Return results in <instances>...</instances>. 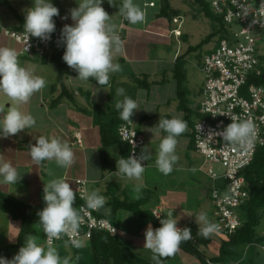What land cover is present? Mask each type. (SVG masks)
Here are the masks:
<instances>
[{"label": "crops", "instance_id": "0c3cea01", "mask_svg": "<svg viewBox=\"0 0 264 264\" xmlns=\"http://www.w3.org/2000/svg\"><path fill=\"white\" fill-rule=\"evenodd\" d=\"M2 1L4 3H0V6H6L15 19L9 20L5 18L0 20V47L14 48L18 53L21 50L20 45L2 34L1 28L19 29L24 24V12L26 10L17 12L7 0ZM22 1L32 6L33 0ZM171 1L169 0L170 8L178 10L180 13L179 9L172 6ZM52 2L59 9V16L53 19L56 27L61 31L65 24L73 23L70 18L61 19V17L68 15L69 10L76 7L79 0H52ZM123 2L124 0H111L110 5L108 0H104L102 4V7L110 16L107 23L111 26L112 32L119 36L121 41L120 51H113V62L121 65V71L110 73L108 86H98L88 80H82L72 72H69L64 75L62 85L72 99L70 100L68 95L60 98L63 89L57 82L58 68L53 60L57 52L63 48L62 45H58L47 57L39 58L37 56L18 55V61L22 67L27 68L34 75L42 77L46 82L45 87L34 93L26 103L17 104L0 93V112H6L8 107H18L23 113L31 114L35 120V124L32 127L26 128L16 135L0 137V154L13 164L18 173V182L16 184H8L3 180V177H0V192L25 206L44 207V184L52 179L62 178L71 185L75 192V205L81 202L77 194L76 181L83 180L85 181L87 195L92 191H96L105 197L106 207L104 208V214H114L113 224L117 228L115 234L117 237H119L118 233L123 218L125 223L127 219L129 221L128 224H131L129 229L139 224H143L146 227L149 225V221L146 218L136 217L132 212L126 210H112L114 208L112 206L113 201L116 200L119 203L123 201H149L151 200V191L144 188V178L141 180L142 183L138 184L139 180H132V184V181L128 178L113 174L116 170V160L122 157V149L125 146L123 143L114 144L106 148L108 165L106 168L102 167L100 131L99 126L95 125L93 121L94 105L100 107L101 116L107 120L114 115L120 118L119 112L115 108V103L123 97L117 95L118 88L125 89V95L136 100L138 107L130 119L132 120L133 117L138 118L140 125L136 126V129L142 137L143 135L146 137L143 148L147 146L151 159L145 161V168L149 164L155 167L158 144L167 133L156 127L154 134L151 132L146 134L148 129L146 123L154 120V125L156 126L160 118H172L168 113L160 112L164 104L156 97L157 94L160 97L161 94L168 93L163 89V86L166 85L170 86L167 91L171 90L173 92V99L171 98V100L176 103L177 110L182 114L179 118L185 120V113L178 107L179 99L173 69L176 59L182 57V68L186 80L184 64L186 55L189 54L183 52L179 43V40L187 38L180 29V15L170 18L160 14L161 0H134V3L145 12L144 21L135 25L129 23L123 17L121 12ZM9 7L16 13H12ZM174 18H178L176 23L173 22ZM176 28L181 32L180 36L172 33V30ZM216 44L207 50L204 55L209 53ZM138 82L146 83L148 87L140 86ZM153 87L159 88L154 99H152ZM201 87L202 85L198 89L199 102ZM141 90L144 93H140ZM182 90L185 94L184 98L186 99V106L190 115L186 121V131L176 138L181 139L182 142L181 146L176 145V154L179 159L174 164L173 169L177 171V175L170 176L174 178L169 181L170 183L174 181L175 184L163 193L155 187V191H153V194H155L153 206L150 209H142L141 205L140 210L149 213L155 210L163 219L168 216L165 215V212H171L173 215L171 217L174 219L183 215L187 218L184 220L181 218L182 222H177L178 227L182 228L186 224L193 223L201 228L202 225L195 222L196 217L201 212L206 213L205 204L208 201L212 206L213 216L214 207L210 198V191L215 184L218 185L219 183L214 182L207 175L205 169L209 165L193 146V123L197 117L201 116L199 113V102L192 105L190 92L188 93V90H185L183 85ZM57 99L59 100L55 103ZM166 100H168L166 103L169 104L170 99L166 98ZM147 104L150 105L152 110L145 113L144 108ZM192 115L195 116L194 121L191 120ZM77 133L79 134V145L75 142V134ZM38 136L59 137L62 141L67 142L74 153L73 163L67 167L59 166L54 160H46L35 164L30 158L28 147L29 144L35 143L34 138ZM158 178L163 179V176ZM182 182L184 185L180 187ZM134 183H137L139 187L142 185L137 194V185ZM154 183L156 184V182ZM161 183H164V181L161 180ZM177 193H183L185 198L190 196L193 199V205L188 202V199L181 203L177 202ZM122 212H129L128 214H131L132 217L122 215ZM21 224L20 221L13 219L9 214L0 211V256L10 259L21 247L17 244ZM35 226H38V228L36 229ZM128 232L136 239L137 233L134 231ZM30 234L38 236L40 238L38 242L48 247L44 243V232L40 223L32 225ZM119 238L125 242L123 236ZM88 243V240H84L81 244L80 248L84 252L85 247L88 248ZM52 247L58 250L62 259L67 258L69 264H76L74 252L77 249H73L64 240L59 241Z\"/></svg>", "mask_w": 264, "mask_h": 264}, {"label": "clouds", "instance_id": "9594fccd", "mask_svg": "<svg viewBox=\"0 0 264 264\" xmlns=\"http://www.w3.org/2000/svg\"><path fill=\"white\" fill-rule=\"evenodd\" d=\"M104 0H79L77 6L69 10V14L61 19H71L72 24H65L60 31L58 45H62L63 62L82 80L94 78L99 84H107L110 73L121 71V65L113 62V51H120L119 36L112 32L107 23L109 14L104 10ZM111 5V0H108ZM121 12L125 19L135 25L144 21L145 12L134 0H124ZM59 16V9L52 0H33L32 6L24 12L23 29L28 37L39 38L43 42L51 41L56 31L54 17ZM30 45L25 49L28 51ZM45 80L34 75L18 61L14 48L0 47V93L17 104L26 103L30 97L45 87ZM117 95L123 97L115 103L119 117L130 121L138 105L136 100L125 95V89L118 88ZM35 120L31 114L23 113L18 107H8L6 112H0V137L16 135L18 132L32 127ZM167 133L157 148L155 166L163 174L173 171V166L179 159L176 154L177 137L187 129V122L180 118H160L155 126ZM253 133L251 121H232L222 131H212L208 135L220 136L226 142L244 144L250 140ZM34 144H29V155L35 164L54 160L59 166H70L74 161V153L67 142L59 137L38 136ZM151 159L147 146L139 155L134 152L128 157L116 160L114 175L140 180L145 171V161ZM0 177L8 184L18 182V173L13 164L0 154ZM139 186H137V191ZM75 192L71 185L62 178L50 180L43 187L44 207L37 216L44 234L49 238H59L62 234L75 237L81 220L79 210L74 208ZM87 209L98 210L105 205V197L92 191L86 196ZM196 222L202 225L201 234L207 237L218 230V225L210 222L206 213L201 212ZM160 227L153 229L149 224L144 233V246L153 253L155 264H160L161 257L175 253L182 241L191 238L192 229L180 228L177 220L171 217V212L159 220ZM113 232L115 229L113 228ZM39 237L29 234L22 246L10 259L0 256V264H69L67 258L62 259L55 247H45L40 244ZM71 246L80 248L79 239H71Z\"/></svg>", "mask_w": 264, "mask_h": 264}, {"label": "built area", "instance_id": "2783aa9c", "mask_svg": "<svg viewBox=\"0 0 264 264\" xmlns=\"http://www.w3.org/2000/svg\"><path fill=\"white\" fill-rule=\"evenodd\" d=\"M2 1V0H0ZM213 14L225 25L227 33L218 38L216 46L202 57L201 71L204 76L200 91L199 113L193 123L192 141L194 149L209 165L207 175L215 184L210 191L213 204L212 223L218 225L216 232L230 235L241 226L239 208L248 199V192L242 171L250 165L256 149L264 144V85L248 84L251 76H258L264 70V0H207ZM123 15V14H122ZM124 17V15H123ZM174 18L173 22H177ZM179 26V25H178ZM1 33L20 45L17 54L47 57L58 46L60 31L51 36V41L28 37L21 26L19 29L1 28ZM172 33L180 36L178 28ZM30 45L28 51L25 49ZM251 121L253 133L244 144L226 142L220 136L208 134L220 132L232 121ZM118 139L128 147V156L140 154L144 139L132 121L121 122L116 128ZM79 145V134H75ZM217 165L220 172L211 166ZM77 194L80 199L78 210L81 220L75 237L62 234L49 238L44 234V243L53 246L64 240H90L94 232L115 235L117 228L107 218L96 215L98 210L87 209L85 181L77 180ZM157 219H163L152 211ZM113 228L115 232H113ZM73 249H78L71 246Z\"/></svg>", "mask_w": 264, "mask_h": 264}, {"label": "trees", "instance_id": "16d2710c", "mask_svg": "<svg viewBox=\"0 0 264 264\" xmlns=\"http://www.w3.org/2000/svg\"><path fill=\"white\" fill-rule=\"evenodd\" d=\"M196 7V15L201 14L211 22V33L197 46L189 47L187 53L198 50L204 43H206L211 37L217 36L218 38L224 37L227 30L223 27L221 19L213 14L209 7L207 0H189ZM4 3V1H0ZM12 13H16L11 7H9ZM160 14L166 17L179 16L178 10H172L169 5V0H161V11ZM221 34V35H220ZM63 48H61L54 57V62L58 68V84L62 86V96H67L68 93L65 90L63 84V77L65 74L72 72L75 76L77 73L70 69L62 60ZM183 58L178 57L174 64V78L177 84V96L179 99V109L182 110L184 114L185 121L189 118V109L186 106V99L184 98V91L182 90V85L185 80V74L183 71ZM88 81L98 85V86H108L107 84H99L94 78H89ZM248 84L264 85V70L262 69L261 74L258 76H251L247 82ZM140 86L148 87L146 83H139ZM70 100L71 96L68 95ZM59 99L55 101L57 103ZM93 121L95 125L99 126L101 147H100V158L102 167L106 168L108 163L106 161V148L114 144H120L118 139L116 128L121 123L124 122L117 118V116H112L111 118L105 120L101 116L100 107L94 105L93 110ZM125 145V144H124ZM122 157H128V147L123 146ZM244 177L246 183V189L248 192V199L244 205H242L238 212L242 216L241 226L235 230L233 234L223 235L218 233L224 238L221 240L217 254L212 258H207L201 251L200 247H207L212 241V234L207 237L201 234L200 228L193 223L184 225V227H189L192 229L191 238L182 241L174 254L161 257L160 261L169 259L177 254L178 251H182L191 257L197 259L200 264H221L224 263L228 257L236 255V250L238 247L243 245L256 244L263 247L264 250V236L259 235L257 228L260 226L261 221L264 218V144L256 149L253 160L249 166H247L241 173ZM143 201L136 202H117L113 201L112 210L122 209L132 212L136 217L146 218L153 229L160 227L159 219L155 218L152 213L140 210V206ZM80 202L73 205L74 208H78ZM104 205L96 213L99 217L107 218L112 224L114 219V214L110 213L108 215L104 214ZM43 208V206L28 207L23 204L18 203L14 199L6 196L0 192V211L9 214L13 219L20 221L21 229L18 235L17 244L22 246L25 237L30 234L32 225L39 223L37 213ZM88 249L75 250L74 258L76 264H155V262H146L141 257L133 252L131 247L123 242L116 235L112 236L107 232H94L90 240H88ZM247 264H261L256 263L253 258L247 259Z\"/></svg>", "mask_w": 264, "mask_h": 264}, {"label": "rangeland", "instance_id": "374dc122", "mask_svg": "<svg viewBox=\"0 0 264 264\" xmlns=\"http://www.w3.org/2000/svg\"><path fill=\"white\" fill-rule=\"evenodd\" d=\"M7 2L17 11V12H23L24 10H27L28 8L31 7V5L27 2H24L22 0H7ZM172 6H174L175 8L180 10V19L179 21H181L180 24V29L181 31L187 36V38L185 40H179V43L182 47L183 52H186V50L189 47H194L199 45L210 33H211V22L205 18L203 15L198 14L196 15V7L189 1V0H172L171 1ZM9 19V20H14L15 18L13 17V15L9 12V10L7 9L6 6H0V20L1 19ZM223 27L225 28V25L222 23ZM221 35V34H220ZM218 37L214 36L211 37L206 43H204L196 52L193 53H189L188 55H186L185 58V64H184V70L186 73V80L183 83V88L185 90H188V93L191 94V101H192V105L197 104V102H199V95H198V89L200 88V86L203 83V73L200 70V65H201V57L204 55L205 52H207V50H209L210 48H212L217 41ZM171 48V47H170ZM170 88L169 85L163 86V89L168 92V93H164L163 95L161 94V96L159 97L157 94V90L159 89L158 87H153L152 88V99H154L155 95L157 97V99L161 100V102H163V106L161 107V111L163 113H168V115L172 118H179L182 116L181 112H179L176 108V103L172 102L171 98L173 99V92L171 90L167 91V89ZM140 93H144V91L141 90ZM166 98L170 99L169 104H167L166 102L168 100H166ZM150 110H152V108H150V105H146V107L144 108V112H150ZM195 115V114H194ZM192 115L191 120L194 121L195 116ZM132 123L135 126H139V122H138V118L137 117H133V119L131 120ZM147 126V132H151L152 134H154L155 130L157 129L154 125V120H151V122L146 123ZM151 125V126H150ZM150 126V128H149ZM143 130V129H142ZM144 137V135H143ZM146 137H144L145 140ZM156 139V138H155ZM147 142V140H146ZM153 142V141H150ZM181 139H177V145L181 146ZM111 156V155H110ZM111 159V157H110ZM113 161V159H111ZM215 171L220 172V168L217 165H212L211 166ZM209 169V166L206 167V171ZM180 174V172H179ZM174 176L177 175V171H175L173 169V171L167 175L163 174L162 172H160L157 167H153L152 164H149L147 166V168H145V171L141 177V179L138 181L139 183H142V178H144V182H143V186L144 188H147L151 191L150 194V199L149 201H144V203L142 204V209H150L151 206H153L154 204V200H155V194H153L155 191L154 188L157 187L159 189V191H161L162 193L164 191H166L167 189H170L171 186H174L175 182H169L171 181V179H173L174 177H170V176ZM159 176H163L162 178H158ZM185 177V175H184ZM184 179V178H183ZM161 180L164 181V183H161ZM202 180V178H201ZM132 181V180H131ZM156 182V184L154 183ZM133 184V181H132ZM131 184V186H132ZM135 185L138 186L137 183H134ZM183 182L180 183V187H182ZM142 188V185L139 187ZM133 189H135V187H133ZM183 189V188H181ZM138 191H136L137 194ZM178 197L176 198L177 202H184L185 200L188 199V202L193 205V199L189 196L188 198H185L183 193H177ZM205 197V196H204ZM203 197V198H204ZM208 201V200H206ZM205 212L207 215V218L210 222H212L213 216H212V206L210 204V202L208 201L207 204H205ZM211 212V213H210ZM129 213V212H128ZM127 212H122V215L124 214L125 216L128 215L129 217H132L131 214H128ZM165 215H168L167 212H165ZM187 216V215H185ZM239 216L242 218V216L239 214ZM181 218L184 220L187 217H184L183 215L178 217L176 220L177 222H182ZM137 220V219H136ZM139 221V220H138ZM128 220L126 219V223L124 221V218L122 219V224L121 227L119 229V237L123 236L124 241L127 245H129L131 247V249L133 250V252L135 254H137L139 257H141L143 260H145L146 262H155L152 259L153 253L148 250L145 246H144V233L145 230L147 228V226L145 227V225L143 224H139L134 226L132 229H129L131 227V224H128ZM196 222V221H195ZM197 223V222H196ZM148 225V224H147ZM36 229L38 228V226H35ZM145 227V228H143ZM123 228V229H122ZM257 232L259 233V235L264 236V218L261 221L260 226L256 229ZM128 231H134L135 233H137V237L136 239H134L132 237V234ZM212 241L211 243L207 246V247H200V251L207 257V258H212L217 254V250L219 247V244L221 242V240L224 238V236L215 233L212 234L211 236ZM84 245V244H83ZM86 251H87V247ZM249 258H253V260L256 263H261L264 264V250L263 247L260 245H256V244H251V245H243L237 248L236 250V255L232 256V257H228L224 263L221 264H247V259ZM160 264H200L199 261L193 257H191L190 255L182 252V251H178L177 254L173 257H170L169 259L160 261Z\"/></svg>", "mask_w": 264, "mask_h": 264}, {"label": "water", "instance_id": "95a60500", "mask_svg": "<svg viewBox=\"0 0 264 264\" xmlns=\"http://www.w3.org/2000/svg\"><path fill=\"white\" fill-rule=\"evenodd\" d=\"M171 216H173V215L171 214Z\"/></svg>", "mask_w": 264, "mask_h": 264}]
</instances>
